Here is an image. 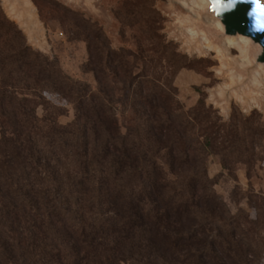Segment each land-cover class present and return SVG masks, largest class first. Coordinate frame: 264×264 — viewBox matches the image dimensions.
I'll return each instance as SVG.
<instances>
[{
	"label": "trees",
	"instance_id": "trees-1",
	"mask_svg": "<svg viewBox=\"0 0 264 264\" xmlns=\"http://www.w3.org/2000/svg\"><path fill=\"white\" fill-rule=\"evenodd\" d=\"M70 15L94 88L0 14V264H261L264 225L227 210L207 163L242 165L249 179L264 126L251 116L223 122L204 101L185 110L172 83L147 79ZM44 94L72 105L74 120L59 125L61 109Z\"/></svg>",
	"mask_w": 264,
	"mask_h": 264
},
{
	"label": "rangeland",
	"instance_id": "rangeland-1",
	"mask_svg": "<svg viewBox=\"0 0 264 264\" xmlns=\"http://www.w3.org/2000/svg\"><path fill=\"white\" fill-rule=\"evenodd\" d=\"M27 1L29 6L23 0H0V14L17 27L27 46L56 61L72 80L95 86L87 68L83 30L70 19L71 12L99 28L110 49L119 51L124 61L134 64L138 71L145 69L147 79L172 83L185 110L204 101L205 107H210L223 122L231 116L246 119L251 116L255 124L264 126V82L260 85L254 82L259 72L253 74L255 69L246 61L248 46L242 45V55L236 48L225 49L214 30H218L215 24L214 28L210 26L199 13L203 6L197 0L192 12L191 0ZM128 54L146 60L134 61ZM171 66L179 68L174 77L169 75ZM149 67L152 68L148 71ZM107 85L118 98L126 97L120 85L113 82ZM44 97L61 109L62 115L56 119L59 125L74 120L73 106L67 101L55 95ZM36 114L40 117L44 113L38 108ZM255 146L249 179L244 166L230 164L223 170L217 157L208 158L207 174L227 210L232 215L243 211L255 224L253 227L258 228L264 225V136L256 138ZM256 207L261 210L256 211ZM134 261L121 264H137Z\"/></svg>",
	"mask_w": 264,
	"mask_h": 264
},
{
	"label": "water",
	"instance_id": "water-1",
	"mask_svg": "<svg viewBox=\"0 0 264 264\" xmlns=\"http://www.w3.org/2000/svg\"><path fill=\"white\" fill-rule=\"evenodd\" d=\"M202 9L205 21L214 28L217 22L221 32L216 30L222 45L224 39H244L246 61L255 69L264 70V0H205Z\"/></svg>",
	"mask_w": 264,
	"mask_h": 264
},
{
	"label": "bare ground",
	"instance_id": "bare-ground-1",
	"mask_svg": "<svg viewBox=\"0 0 264 264\" xmlns=\"http://www.w3.org/2000/svg\"><path fill=\"white\" fill-rule=\"evenodd\" d=\"M25 3V6H29L30 3L27 0H23ZM199 4H202L203 9L207 7V3L205 2V0H197ZM191 7L190 10L191 12L194 11V6H197L198 3H195V0H191ZM184 5V4H183ZM185 8V7H184ZM20 16V15H18ZM29 19L32 18V13L30 12L28 15ZM18 18V17H17ZM216 26V28L219 30V32H221V26L217 23V22H213ZM223 44H224V48L228 49V48H236L237 50H239V52L241 53V55L243 54L242 51V45L244 46H249V43L247 40L244 39H224L223 40ZM208 46V45H207ZM206 46V47H207ZM208 48L210 49V45L208 46ZM227 52V50H226ZM244 63V61L242 62ZM257 72H259V77L257 79L254 80V82L256 84H261V82H264V70H262L260 67H257Z\"/></svg>",
	"mask_w": 264,
	"mask_h": 264
}]
</instances>
